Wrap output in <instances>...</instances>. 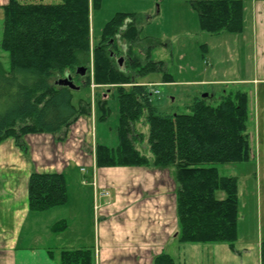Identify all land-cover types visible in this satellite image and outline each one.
Instances as JSON below:
<instances>
[{
  "label": "trees",
  "instance_id": "16d2710c",
  "mask_svg": "<svg viewBox=\"0 0 264 264\" xmlns=\"http://www.w3.org/2000/svg\"><path fill=\"white\" fill-rule=\"evenodd\" d=\"M99 4L100 0H8L2 5L0 48L8 52L10 67L5 69L0 61V142L13 138L27 154L26 134L46 132L58 136V140L65 139L80 116L92 113V101L80 99L75 104L73 89L56 84L60 76L70 73L76 79H85V85L116 88L119 143L110 146L96 142L95 167L174 165L179 241L228 243L235 250L240 213L238 180L221 175L217 165L251 158L247 131L249 94L241 90L224 92L217 105L209 103L206 97H196L189 113L160 112L152 104L151 85L136 77L163 71L165 62L152 60L150 49L145 61L134 56L141 35L134 12H117L103 28L101 40L92 41L91 9ZM192 6L203 31L212 35L244 31L243 0H192ZM124 53L129 56L127 70L114 58ZM81 66L87 69L84 77L77 73ZM163 75L165 82L173 81L168 72ZM97 105L100 120H106L110 113L108 98L103 96ZM144 113L153 159L139 146L144 135L137 124ZM219 191L225 196L218 197ZM28 199L31 211H45L67 203L65 174L32 172ZM67 226L66 220H59L52 230L61 232ZM59 260L60 264H96L91 248L61 249ZM153 264L176 261L163 251L154 257Z\"/></svg>",
  "mask_w": 264,
  "mask_h": 264
},
{
  "label": "rangeland",
  "instance_id": "374dc122",
  "mask_svg": "<svg viewBox=\"0 0 264 264\" xmlns=\"http://www.w3.org/2000/svg\"><path fill=\"white\" fill-rule=\"evenodd\" d=\"M24 1L60 3L62 0ZM117 12L137 14L141 35L139 43L134 47V56L145 61L146 51L150 49L152 60L165 62L163 71L136 77L139 82H147L151 85V101L160 112L189 113L193 100L196 97H203L204 94H208L206 98L213 105L218 104L219 98L224 92L241 90L249 94L250 117L247 131L251 139V158L246 161L217 165L221 175L234 176L238 180L240 208L238 240L235 242V250L229 248L228 243H182L179 241V226L175 230L173 229L175 220L172 216L176 192V168L174 165L165 168L142 167L141 170H148V174L144 173L145 170L141 171L140 169L131 172L111 170L110 178L107 176L106 178L114 183L105 188L97 185L96 199H91L93 178L97 179V175H92V169L84 167L69 171L66 181L69 206L62 208L57 215L59 218H66V221L69 222L70 229L66 238L75 239L77 246H90L95 251L96 240L98 242L99 238L102 239V231H100L102 201L107 197L109 204L110 197L113 193L116 194L118 188L127 191L131 187L126 196L129 197L127 194L135 191L142 192L143 195L139 201L141 203L145 204L150 201L156 206H162L163 204L159 201L163 199L168 204H172V207H167L168 211L166 212L169 215L168 218H165V224L168 227L164 230L162 228L161 232L152 230V240H150L152 254L159 250L157 243L159 242L162 246L163 239L169 236L177 238V244L174 246V242H168L164 252L170 253L176 264H260L261 247L264 244V67H254L255 56L253 55L251 34L248 30H245L242 35L229 32L212 35L203 31L199 15L192 6V0H100L99 6L91 9L92 41L97 43L101 40L103 28ZM3 25L4 10L0 6V40L3 34ZM123 55L114 56V58L116 60L123 58L121 67L127 70L130 67L127 62L129 56L125 53ZM0 61L5 69H9L8 52L1 48ZM88 66H92V62ZM130 70L133 71V69ZM165 71L172 75V82L164 81ZM72 80L78 85V89L73 90L74 103L78 104L80 99L90 100L93 106L92 111L96 112L95 118H87L85 137L81 142L73 137L72 126L65 139L58 140L56 138L58 136L42 133L49 134L50 140L57 145L62 143L66 149L75 147L79 154H86L94 162L95 142H103L110 146H116L119 143L117 89H111L109 85L94 87L96 85L94 83L91 86L85 85L83 83L85 79H76L73 75ZM224 80L229 82H222ZM103 96L108 98L110 108L109 117L104 121L99 118L97 105ZM146 115L144 113L137 124L138 131L144 135L139 146L143 153L153 159L148 145L149 127ZM7 139L14 141L13 138ZM53 142L52 148H54ZM14 145L16 146L15 141ZM16 149L21 150L18 146ZM70 152L76 160L81 157L78 153ZM28 153L29 151L26 155ZM90 154L93 155V159L90 158ZM56 155L58 157L57 153ZM10 158L20 160L16 155ZM96 168L98 169V167ZM103 171L99 169L98 177L103 174ZM134 175L137 176V180L130 182L129 179ZM103 177H105L104 174ZM217 196L222 198L225 194L223 191H219ZM123 207L126 206L123 205ZM119 208L120 205L117 209ZM121 212L119 210V213ZM38 215L41 216L40 227L45 226L43 222L53 218L48 213ZM150 218L155 223L159 219L157 214H151ZM161 222L164 225V221L161 220ZM29 224L32 225L31 220H29ZM39 233L40 235L36 239L24 234L23 245L49 246L55 242V238L48 236L47 229L42 230L41 228ZM93 239L95 240L94 245ZM179 242L182 243L180 247H178Z\"/></svg>",
  "mask_w": 264,
  "mask_h": 264
},
{
  "label": "crops",
  "instance_id": "0c3cea01",
  "mask_svg": "<svg viewBox=\"0 0 264 264\" xmlns=\"http://www.w3.org/2000/svg\"><path fill=\"white\" fill-rule=\"evenodd\" d=\"M243 1L245 4V28L240 34H244L245 30H248L251 34L253 55L255 56L254 67H264V0ZM0 2L2 3L0 5L2 7L8 0H0ZM144 83L148 84L147 82ZM87 118L89 119L90 115L80 116L71 127L72 136L80 140V142L85 137V133H87ZM25 138L29 147L28 155L16 149L12 139H6L0 143V264H60L59 253L61 249L90 248V246L85 247L84 245L77 246L75 239L66 238L70 229L69 222L67 228L61 232H54L52 230L55 222L66 220V218H59L57 215L61 212L62 208L69 206V200L64 205L45 211L30 210L28 184L32 172L64 173L67 181V173L71 170L75 171L83 167L92 169V175H97V179L93 178L91 199H96L97 185L98 187L105 188L114 183L106 178V176L110 178L111 170L131 172L137 169L141 170L142 167L155 168L152 166H118L97 169L94 166V162L86 154H79L75 147L66 149L62 143L60 145L55 144V142L50 140L49 134L30 133ZM52 142L58 157L54 148H52ZM70 151L78 153L81 157L76 160ZM14 155L19 156L20 160L10 158ZM90 156L93 159V155L90 154ZM99 169L101 171L104 170L103 174L105 177H103V174L98 177ZM145 171V174L149 173L148 170ZM134 176L130 179L128 178L130 182L137 180V176ZM141 182L143 183L142 179ZM122 189L118 188L116 194L111 193V202L109 204L106 197L102 201V206H100V215H102L100 231H102V239L100 240L99 238L98 242L96 240V243L93 239V245L95 243V262L96 264H153V257L164 251L168 242H174V246L177 244V238L168 236L163 239L162 246H160L159 242L157 243L159 247L158 251L153 254L151 252L150 240H152V230L161 232L162 228L164 230L168 227L165 224V218L169 217L166 212L168 211L167 207H172V204H168L163 199L159 201L163 204L162 206H156L150 201L144 204V202H139L143 195L142 192L135 191L127 194L129 196L127 197L126 193L129 189L127 191ZM148 198L150 199V197ZM118 205L122 209H117ZM123 205L126 207H123ZM173 205L174 212L172 216L175 220L173 229L175 230L178 228L176 192L175 203ZM119 210L122 212L119 213ZM46 213L50 214L53 218L50 221L43 222L45 226L40 227L42 224L40 222L41 216L38 214ZM151 214L158 215L159 219L156 221L157 223L151 220ZM29 220L32 223V225L29 224L30 226L28 225ZM161 220L164 221V225ZM41 228L42 230L47 229V233L49 234L47 235L55 238V242L49 244V246H24V234L36 239L40 235ZM157 244L155 243L156 246ZM178 244V247L182 245L180 242ZM233 252L235 253L236 251Z\"/></svg>",
  "mask_w": 264,
  "mask_h": 264
},
{
  "label": "water",
  "instance_id": "95a60500",
  "mask_svg": "<svg viewBox=\"0 0 264 264\" xmlns=\"http://www.w3.org/2000/svg\"><path fill=\"white\" fill-rule=\"evenodd\" d=\"M118 62L122 66L123 58H119ZM86 70L87 69L84 66H81L77 69V73H79L83 76L86 74ZM56 84L69 86L73 90L78 89V85H76V83L72 80V76L70 73H67L66 76H64V77H59L56 80ZM206 96H208V94L203 95V97H206Z\"/></svg>",
  "mask_w": 264,
  "mask_h": 264
},
{
  "label": "built area",
  "instance_id": "2783aa9c",
  "mask_svg": "<svg viewBox=\"0 0 264 264\" xmlns=\"http://www.w3.org/2000/svg\"><path fill=\"white\" fill-rule=\"evenodd\" d=\"M104 194H107L106 192H104Z\"/></svg>",
  "mask_w": 264,
  "mask_h": 264
},
{
  "label": "bare ground",
  "instance_id": "6f19581e",
  "mask_svg": "<svg viewBox=\"0 0 264 264\" xmlns=\"http://www.w3.org/2000/svg\"><path fill=\"white\" fill-rule=\"evenodd\" d=\"M112 114V113H111Z\"/></svg>",
  "mask_w": 264,
  "mask_h": 264
}]
</instances>
